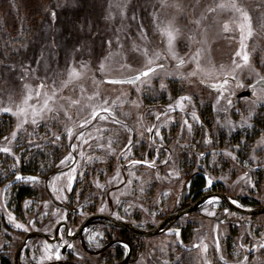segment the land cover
<instances>
[{
    "label": "rangeland",
    "instance_id": "374dc122",
    "mask_svg": "<svg viewBox=\"0 0 264 264\" xmlns=\"http://www.w3.org/2000/svg\"><path fill=\"white\" fill-rule=\"evenodd\" d=\"M96 2L101 10V25L94 28L97 34L94 33L95 37L92 35V39L95 38L93 43L87 37V33L93 34L92 24L82 21L79 25V34L82 37L75 40L77 43L72 42L64 48L61 29L51 17L52 25L46 24L43 30L46 31L43 33L45 40L39 57L34 63L26 61L21 69L17 68L18 71L7 73L0 83V108L10 107L13 111L17 105L22 104L27 93L25 85L34 90L33 99L29 101V111L31 108H43L44 94L52 96L53 89L57 93L48 101L53 111H44L43 118H38L37 124L31 123L29 115V122L23 124L19 130L17 125L23 117L18 118L0 111V148L11 149L10 153L0 152V175L8 178L6 182L19 181L16 177H22L18 171V166L22 164L21 157L26 155V159L30 158L47 146L48 142L60 150L61 161L58 164L73 162L74 157L68 151V145H72L74 153L79 152L78 164H81L83 148L91 150L92 155H98V140H111L113 143V139L119 138L115 133L120 127L123 128L122 132H126L132 125L136 145L147 143L150 137L154 140L156 147L153 146V153L157 154L152 153V157H158L159 162L165 163L171 158L169 153H174L169 168L162 173L153 172L152 179L148 182L152 187L151 196L136 204L138 208L134 211L135 220L144 227L151 228L159 223L155 216L159 208L162 214H167L175 205H179L183 184L192 174L205 178L202 192H225L239 206H245L242 200L249 201V206L264 205V101L254 103L256 97L237 98L242 90L256 84V72L264 76V0H236L251 16L254 34L245 41L246 52L250 57L249 64L235 72H232L233 59L237 63H243L241 57L235 55L240 50V33L236 27L239 13L219 8L215 12L208 11L210 7L215 8L219 3L228 0ZM67 3L69 8L77 4L74 0H65L64 5ZM169 22L179 30L175 42L177 59L167 56L166 38L157 28V24L163 27ZM224 23L229 24L231 31L224 32ZM52 26L56 27V41H51L54 48L47 41ZM63 48L64 51H61ZM144 49L148 50L149 57H154L156 52L162 54L157 63L162 64L163 68L146 78L147 82L138 85L105 82L106 79L126 78L145 70L147 58L143 54ZM197 50L200 51L199 64L203 71H197L193 76L191 73L196 70L197 65L192 57ZM180 59L185 63L178 67ZM101 64L104 65L103 69ZM72 69L80 72L81 76L68 82V74ZM208 71L213 72L211 77L205 75ZM225 73L235 75L236 79L231 80L229 77V84L222 90L223 98H220V92L205 84L221 83ZM42 83L45 85L43 89L39 87ZM66 83L67 87L64 86ZM237 83L244 86L240 89ZM256 88L258 95H264L259 86ZM35 92L42 94L36 96ZM89 97L94 98L90 100ZM181 97H190L191 102L183 101L184 107L181 108L178 104ZM229 99L231 105L228 103ZM105 100L108 101L106 105ZM72 101L79 103L73 104ZM123 106L126 114L124 111L121 115L118 107ZM102 107H109L111 115L103 112ZM129 107L135 109L136 114H132ZM93 111L100 113L96 119H92ZM193 112L199 118L198 121L193 120ZM113 117L119 123L113 122ZM181 117L187 119L191 131ZM244 120L252 127H241ZM179 122L183 123V133L176 125ZM82 124L85 126L80 127ZM193 127L198 128L197 135L193 134ZM69 129L72 130L71 137L68 135ZM13 131L17 132L15 140L12 139ZM152 132L154 137L151 136ZM157 132L159 135H156ZM207 138L211 143L205 142L208 141ZM193 139L196 140L195 144L200 143L199 149L187 146ZM177 140L179 141L176 142ZM125 141L129 143V140ZM89 142L93 144L88 145ZM176 143L178 147L175 146ZM137 148L140 154L142 148ZM193 150L197 153L195 165L190 166V169L185 166V170H182L183 162L176 158L180 154L191 159ZM232 156L236 159L233 160ZM107 165L115 163L107 160ZM95 179H98L97 176ZM122 180L121 176L116 180L107 179L105 190H110V187L118 185ZM209 180L212 181L211 184ZM6 182L0 188L2 198H7L4 192L9 183ZM24 183L27 184L28 181ZM97 184L101 186L103 182L98 181ZM131 189L129 182L125 190L113 192L111 200L115 204L119 198L128 196ZM101 203L105 204L103 211H107V199L99 202ZM123 203L125 202L121 205ZM123 210L127 211L124 208ZM5 215L6 218L2 216L0 209V246L14 245L10 241L9 230L12 228L21 233V237L15 242L17 246L28 228L25 223L27 231L15 227L17 223L22 224L21 221L10 220L8 212ZM46 216L53 217L52 223L46 229L48 232H52L54 224L64 218L62 211L49 207L48 212L32 224V228L39 229L42 221L50 218ZM139 244L135 264H264V248L260 247L264 244V214L255 217L242 216L229 212L223 202L211 198L206 201L200 214L184 216L168 232L141 239ZM48 256L51 259L53 257L49 245L44 240L35 239L24 249L22 261L23 264H45L51 260Z\"/></svg>",
    "mask_w": 264,
    "mask_h": 264
},
{
    "label": "flooded vegetation",
    "instance_id": "af4514ba",
    "mask_svg": "<svg viewBox=\"0 0 264 264\" xmlns=\"http://www.w3.org/2000/svg\"><path fill=\"white\" fill-rule=\"evenodd\" d=\"M211 85L212 84H210L209 87H211ZM238 88L241 89V87ZM244 91H251L252 94L251 86H249L246 90H242L240 93ZM249 98H254V96ZM181 119L182 121L187 120L185 117H181ZM182 124L183 123L179 122L176 125H178V128L183 130L184 126H182ZM195 128L196 127H193L192 129L193 134L197 135L198 131L196 130H198V128ZM119 129L120 130L116 131L115 133L116 137L119 136V138L113 139L115 152L111 161L113 164L115 163V165L108 166V158L104 161H99V155H92L93 153H90L91 150L87 148H83L84 153L81 157L83 161L81 164H78L80 160L79 152L74 153L72 151V145L71 147L68 145V151L71 152L72 156L74 157L73 162L64 165L60 163L58 164L61 159H59L58 162L54 160L53 164L49 167L38 166L37 175H22L24 178L22 180L16 182H6L9 183L4 192V196L6 194L7 198H2V194L0 192V209L2 216L6 218V212H8L10 215L12 214V217L14 218L12 221H21L23 225L25 223L28 228V232L24 235L22 234V239L20 242H18L17 246H15V242L19 240L21 233L16 228L9 230L11 232L10 241L13 242L14 245H6L4 247L0 246V264H14V257L19 244L28 233L33 231L43 234V237L31 238L26 246L32 240H44L49 245L51 254L53 256L52 259L45 264L55 262H62L63 264H135L136 255L140 248V244L138 245V243L141 239H146V237L137 236L127 229L114 225L111 219L132 224L139 230H151L159 226L172 213L196 203L198 199L206 192H219L226 194L225 192L219 190L203 191L199 194V192L194 191L192 187L194 180L199 175L192 174L191 176L187 177L185 183L183 184L179 205H175L174 208L167 214H162V211L159 208L155 215L159 219V223L151 228L144 227L141 223L135 220L134 211L137 207L136 204L138 205L139 202L146 201V197L151 196L152 187L150 184H148V182L149 180L151 181L153 172L162 173V171L169 168V163L172 161L174 153H169V156L171 157L170 160H167L165 163L159 162L158 157L154 156L157 153H153V146L156 147V144L151 137L147 143L141 142L137 144V146L136 136L134 135L135 131L132 125L131 128L126 132H122L123 128L121 127ZM181 130L179 129L180 132ZM206 131H208V128H206ZM183 132L184 130L182 133ZM153 133L154 132L151 133V136L154 135ZM209 138H207L208 141ZM126 139H131V143H127L125 141ZM178 141L179 140L176 142ZM195 141V139L189 141L187 146L189 148L192 146L193 149L198 147L199 149V146L195 144ZM139 146L142 148L140 154L137 148ZM163 146L165 145H162V147ZM175 146L178 147V143H176ZM166 147L167 146L164 148ZM182 149L183 147L181 148V151ZM152 153L154 154V157H152ZM88 158H90V160H88ZM133 160L141 161V163L133 165L131 163ZM73 169L75 171H73ZM182 170H185L184 166H182ZM70 176L74 177V179L71 181V189L69 190ZM96 176L98 179H95ZM120 176L123 179L122 182H120L118 185L110 187V190L108 191L105 190L106 188L104 185L106 184L107 179L116 180L117 177ZM28 177H36L37 179L32 181L28 180ZM92 180L93 183L91 182ZM24 181H28L27 185L33 188L34 193L31 197L23 198L19 206H15L12 203L14 190L20 185H25ZM98 181L103 182V185L100 186L97 184ZM129 182H131L132 185V189L129 190L130 194H128V196L119 198L120 200L114 204L111 200V194L115 191L125 190ZM94 183H96V186ZM144 183L146 185H144ZM142 184L144 186H142ZM2 186L0 187L1 189L3 188ZM98 189L101 192L100 195ZM105 198L107 199V211H101V209L104 210L105 204H99V202H102V200ZM122 202L125 203L121 205ZM49 207L62 211L64 218L54 224L52 227V232L51 230H49V232L46 231L53 221L52 216H46L50 218L46 221H42L41 225L38 226L39 229H33L32 224H34V222L37 221L41 216L46 214ZM202 207L200 208L199 212L188 213L182 217L200 214ZM241 207L256 206L243 205ZM123 208L127 211H124ZM144 210L146 213V204H144ZM227 210L229 212H234L228 208ZM49 213L51 212L49 211ZM93 216H106L108 218L98 217L93 219L91 220V225L87 226L82 232H79L81 226H83V224ZM182 217H180L174 223V225L180 219H182ZM173 226L165 232L171 230ZM125 245H127L126 248ZM26 246H24L22 250L20 264H23L22 254ZM57 253H59L60 256L59 259L56 258Z\"/></svg>",
    "mask_w": 264,
    "mask_h": 264
},
{
    "label": "trees",
    "instance_id": "16d2710c",
    "mask_svg": "<svg viewBox=\"0 0 264 264\" xmlns=\"http://www.w3.org/2000/svg\"><path fill=\"white\" fill-rule=\"evenodd\" d=\"M74 1L77 4L74 7L71 6L70 9L68 3L64 5L65 0H0V83L5 79L7 73L17 70V68L21 69L26 61L34 63L39 57L45 40L43 33L46 31L43 32V30L46 24L52 25L51 13L53 11L56 13L55 25L60 27L63 36L61 40L65 41L64 48L72 42H78L75 40H80L82 36L79 34L81 28L79 25L84 21L92 24L91 32L93 34L88 35L87 33V37L91 43L94 42L95 38L92 39V37L96 36L94 33L97 34L94 32V28L101 25L99 16L101 10L98 3L96 0ZM54 27L52 26L50 33H47L49 44H52L53 40L56 41V27ZM97 36L99 37V35ZM52 47L55 46L52 44ZM64 48L61 51H64ZM1 131L2 129H0ZM48 143L43 149L32 154L30 158L26 159V155L24 158L21 157L22 164L18 166V171L22 175H37L38 166L49 167L54 160L58 162L61 157L59 148H56L51 142ZM199 145L200 143L197 146ZM196 154L193 150L191 159L179 154L176 160L183 162L181 164L190 169V166L195 165ZM4 176L0 175V186L8 181V178ZM192 187L200 194L205 188V178L198 176ZM33 193V188L29 185H20L14 190L12 203L19 206L23 198L31 197ZM242 203L249 206L250 202L242 200Z\"/></svg>",
    "mask_w": 264,
    "mask_h": 264
},
{
    "label": "snow or ice",
    "instance_id": "6c2138e0",
    "mask_svg": "<svg viewBox=\"0 0 264 264\" xmlns=\"http://www.w3.org/2000/svg\"><path fill=\"white\" fill-rule=\"evenodd\" d=\"M217 8H219L221 10L227 9L229 11H233L235 13H239V22L237 23L236 27H237V29H238V31L240 33V50L237 51L235 55L237 57H241L243 63L242 64L237 63L235 58L233 59L234 68L232 69V72H235L236 69L244 67V66H247L249 64L250 57H249L248 53L246 52L245 41L247 39H250L253 36V34H254V30H253V27H252V18H251V16L249 15V13L245 9H243L242 7H240L236 3V0H228V2H221L215 8L210 7L208 9V11L209 12H215L217 10ZM51 15H52L53 20H55L56 13L53 11L51 13ZM196 23H199V21H197ZM157 28H158L159 32L161 33V35L166 38L167 56H171L173 59H177V56H176V53H175V42L177 40V37H178V34H179V30L174 28L171 22L167 23L163 27H161L159 24H157ZM223 30L226 33L231 31V28H230L228 23H224ZM108 43H109V45H111V41H109ZM78 50L79 49H77V51ZM143 54L147 58V63H146V66H145V70L140 71L133 78H130V79H127V80L113 79V80H108L107 83H112V84H137L138 82L145 83V82H147L146 78H150L152 75H154L157 72L158 69H162L163 68L162 64H158L157 63V61L162 58V54L160 52H156L154 54V57H149L148 56V50L144 49L143 50ZM199 57H200V51L197 50V52L192 57V60H194L196 62V65H197L196 70L191 73V75H193V76L196 75L197 71H203L200 68ZM165 58H166V56H165ZM184 63H185V61L183 59H180L179 60V64L177 66L178 67L182 66ZM100 67H101V69H103L104 65L101 64ZM221 69H223V66H221ZM205 75L211 77L213 75V72L212 71H208V72L205 73ZM80 76H81L80 72H77L75 69H72L69 72V74H68V82H71L74 79H79ZM256 76L258 77V79L256 80V84L251 85L252 96L256 97V101H254V103H256L257 101H264V95H258L257 88H256V85H260V92L264 93V76H261L259 74V72H256ZM229 77L231 78V80H235L236 79L235 75H232L231 73H225L224 79H223V81L221 83H215V84L211 85V87H213L214 89H216L218 92L221 93L220 98H223V91L222 90H224L226 85L229 84ZM217 79H219V77H217ZM64 86L67 87V83ZM243 86H244L243 84L237 83V87H243ZM39 87L41 89H43L45 87V85L42 83ZM161 87L163 88L164 85H161ZM25 88L27 89V93L24 96L22 104L17 105L15 111H13L12 108H10V107L0 108V111H2V112L11 113L12 115H14V116H16L18 118L23 117V120L21 121V123H19L17 125V130H19V128H21L23 126V124L29 122V120H28L29 115H31V123L32 124H37L38 118H40V119L43 118L42 113L44 111H48V112L53 111V108L49 107L48 101L51 100L53 97H55L57 95V93H56V91L54 89L52 91V96H48L47 94H44L45 95V101H44L43 108H41V109L31 108V111H29V109L31 107L29 105V101L33 99L34 90L29 88L28 85H25ZM41 94H42L41 92H35L36 96H40ZM97 95H98V93H97ZM93 98L94 97H89L90 100L93 99ZM185 100L191 102V98L190 97H181L180 101L178 102V104H179V106L181 108L184 107L183 101H185ZM72 103L73 104H78L79 101H72ZM107 103H108V101L105 100L104 104L106 105ZM217 103H219V98L217 100ZM228 103H229V105H231L232 102H231L230 99L228 100ZM101 110L103 112L108 113V114L111 115V109L109 107H102ZM99 115H100L99 112L93 111L92 119H96V117L99 116ZM68 118L71 119V117H68ZM106 118L107 117H101V119H106ZM192 118H193V120H197V121L199 120V118L196 116L195 112L192 113ZM249 119H251V114L249 115ZM113 122L119 123V121L115 120V117H113ZM85 123H88V121H86ZM228 123L231 126V122L229 121ZM184 124L187 125L188 130L191 131V125L188 124L187 120L184 121ZM84 126L85 125H83V124L80 125V127H84ZM245 126L249 127V128L252 127L251 124H248L247 121L244 120L241 123V127H245ZM149 131H151V129H149ZM16 135H17V132L13 131L12 132V139L13 140H15ZM68 135H69V137H71V135H72V130L71 129L68 130ZM80 135L83 136V133H81ZM156 135H159V132H157ZM56 139H59V137H56ZM5 140H8V137H5ZM205 142L206 143H211L210 140L209 141H205ZM85 143H87V141H85ZM130 143H131V140H129V144ZM111 145H112V141L109 140L108 147L111 148ZM0 152L10 153L11 149L9 147H3V148H0ZM227 155H231V153H227ZM232 159L235 160L236 157L232 156ZM62 163H63V161H62ZM131 163L133 165H135V164L141 163V161L133 160V161H131ZM149 166H151V165H149ZM73 171H75V170L73 169ZM16 179L17 180H22L24 178L19 176V175H17ZM27 179L35 181L37 178L36 177H28ZM73 179H74V177H71V176L69 177V181H70L69 182V190L71 189V181ZM211 182L212 181L209 180V184H211ZM101 211H103V209H101ZM9 219L10 220H14V218L11 217V215L9 216ZM15 227L23 228L25 231H27V229L22 224L17 223V224H15ZM177 235H179V233H177ZM47 247L48 246H46V251H47ZM126 247H127V245H125V248ZM260 247L264 248V244L260 245ZM217 249H219V245L218 244H217ZM205 251H206V248H205ZM47 258L51 259V256H48ZM56 258L57 259L60 258L59 253L56 254ZM245 261H247V257H245Z\"/></svg>",
    "mask_w": 264,
    "mask_h": 264
},
{
    "label": "water",
    "instance_id": "95a60500",
    "mask_svg": "<svg viewBox=\"0 0 264 264\" xmlns=\"http://www.w3.org/2000/svg\"><path fill=\"white\" fill-rule=\"evenodd\" d=\"M137 75V74H136ZM135 76V75H134ZM134 76H130L127 78H118L117 80H127L130 78H133ZM108 80H113V79H106L105 82H107ZM140 82H138L137 84H125V85H138ZM112 84V83H110ZM207 87L210 86V84L206 85ZM260 86V85H259ZM251 97V91H244L242 93H240L238 95V98L240 97ZM185 192V190H184ZM183 192V193H184ZM211 198H218L220 199L223 203H225V205L227 206V208L231 211H234L238 214L244 215V216H258V215H263L264 214V205L261 206H256V207H241L236 205L233 202V199L224 194V193H219V192H206L205 194H203L196 203H194L191 206L185 207L183 209H180L174 213H172L171 215H169L159 226H157L154 229L151 230H139L138 228L134 227V225L132 224H128V223H124V222H120L114 219H111L114 223V225L122 227L124 229H127L129 231H131L132 233L136 234L137 236L140 237H146V238H151V237H156L161 235L162 233H164L165 231H167L169 228H171L174 223L183 215L188 214V213H197L199 212L200 208L202 207V205L209 199ZM98 217H102V218H108L106 216H93L91 218H89L84 224L83 226H81L79 232H82L87 226L91 225V220L96 219ZM34 237H43V234L39 233V232H30L28 233L24 239L21 241V243L19 244L16 253H15V257H14V264H20V257H21V253L22 250L24 248V246H26V244L29 242V240L31 238ZM50 264H63L62 262L60 263H50ZM124 264V263H122Z\"/></svg>",
    "mask_w": 264,
    "mask_h": 264
},
{
    "label": "bare ground",
    "instance_id": "6f19581e",
    "mask_svg": "<svg viewBox=\"0 0 264 264\" xmlns=\"http://www.w3.org/2000/svg\"><path fill=\"white\" fill-rule=\"evenodd\" d=\"M118 109H119V112L121 111L120 112L121 115H122V112H124V111H125L124 113L126 114V108L124 106L123 107H118ZM128 110H131L132 114H136V110L135 109L129 107ZM101 132L105 133V131H103V130ZM104 133H102V134H104ZM107 138H109V137L107 136ZM90 143H92V142H89L88 145ZM97 144H98V152H100L98 154L99 155V161H104L107 158L109 160H111L112 157L114 156V152H115L114 144L112 143L111 148H109L108 147V140L104 141V140H101V139L97 141ZM109 155L112 156V157L110 158Z\"/></svg>",
    "mask_w": 264,
    "mask_h": 264
}]
</instances>
